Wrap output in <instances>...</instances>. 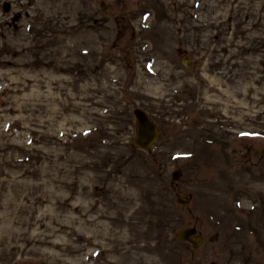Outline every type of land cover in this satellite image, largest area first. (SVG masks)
Listing matches in <instances>:
<instances>
[{
    "label": "rangeland",
    "instance_id": "rangeland-1",
    "mask_svg": "<svg viewBox=\"0 0 264 264\" xmlns=\"http://www.w3.org/2000/svg\"><path fill=\"white\" fill-rule=\"evenodd\" d=\"M211 261L264 264V0H0V264Z\"/></svg>",
    "mask_w": 264,
    "mask_h": 264
},
{
    "label": "water",
    "instance_id": "water-1",
    "mask_svg": "<svg viewBox=\"0 0 264 264\" xmlns=\"http://www.w3.org/2000/svg\"><path fill=\"white\" fill-rule=\"evenodd\" d=\"M134 113L136 116V134L132 145L134 147L149 149L159 134L157 124L152 120L147 112L141 108H136ZM178 175L179 172L175 171L172 175V178L177 179ZM178 201L184 203L187 202V199L178 198ZM194 233H196L195 227L181 228L177 233V238L179 240L188 239L193 243L194 246H198L202 239L201 237H190Z\"/></svg>",
    "mask_w": 264,
    "mask_h": 264
},
{
    "label": "trees",
    "instance_id": "trees-1",
    "mask_svg": "<svg viewBox=\"0 0 264 264\" xmlns=\"http://www.w3.org/2000/svg\"><path fill=\"white\" fill-rule=\"evenodd\" d=\"M168 188H169V185L167 183H165L164 189H168Z\"/></svg>",
    "mask_w": 264,
    "mask_h": 264
}]
</instances>
